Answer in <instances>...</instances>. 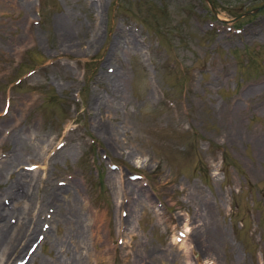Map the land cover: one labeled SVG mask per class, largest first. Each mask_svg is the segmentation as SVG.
Wrapping results in <instances>:
<instances>
[{
  "label": "rangeland",
  "instance_id": "374dc122",
  "mask_svg": "<svg viewBox=\"0 0 264 264\" xmlns=\"http://www.w3.org/2000/svg\"><path fill=\"white\" fill-rule=\"evenodd\" d=\"M12 155L0 264H264V0H0Z\"/></svg>",
  "mask_w": 264,
  "mask_h": 264
},
{
  "label": "bare ground",
  "instance_id": "6f19581e",
  "mask_svg": "<svg viewBox=\"0 0 264 264\" xmlns=\"http://www.w3.org/2000/svg\"><path fill=\"white\" fill-rule=\"evenodd\" d=\"M21 5L23 7H25V9H28L29 8V5H30V0H21ZM61 22H62V30H63V33H64V41H66V44H69V45H79V43H76L75 41V35H74V32H72L73 30V27L75 25V23H73L72 19L66 17V16H63V18H61ZM98 27H95V32L93 34V36L91 37H88L87 38V41L86 44L88 46H91L93 45L97 40H98V36H99V31H98ZM131 38V37H130ZM79 41V40H78ZM133 41V40H132ZM118 42V41H117ZM91 48V47H90ZM129 50V49H128ZM116 85V84H115ZM117 85H120V82L118 83L117 82ZM97 97V96H96ZM98 99V98H97ZM114 102V101H113ZM93 103V102H92ZM14 129V128H13ZM107 133H110V131H108ZM16 137V138H15ZM13 139H17V136H15ZM15 145H16V142H15ZM15 151V150H14ZM16 158V156L12 155L10 156L9 158H5L4 160L0 161V177L2 176L3 172L6 170V169H10L12 164H13V161L14 159ZM20 175H23V173H20ZM28 177V176H27ZM26 181V182H25ZM21 182L25 188H26V191L24 190V193L26 192V194L28 195L29 197V200H32V192L29 191L30 187H32L31 185V181H27L25 178L21 181ZM58 191V190H57ZM11 192V191H10ZM23 193V192H22ZM13 197L18 200L19 197L21 196L19 192H13ZM61 195V194H60ZM26 198V197H25ZM73 196H70L68 198L69 200V205L71 207L72 205V202L74 199ZM59 200V199H58ZM14 202V201H13ZM54 202V201H53ZM75 203V202H74ZM73 203V205H75ZM11 210V209H10ZM74 211L71 212V213H75L74 215V221H75V224L77 225L79 223V218L78 216L80 215V211L77 212L76 209H73ZM15 211V210H14ZM9 212H12V211H9L7 210V208H5V206L1 205L0 204V250L4 253L6 250H8L9 252L12 250L15 251V250H18V248L20 246H22V244L26 241V239L29 237V235L36 229V228H39L37 227L38 225H36V220L34 218H32L31 216H27L26 219H20V221H16L15 220V223H4L5 221V215L8 214ZM21 213V212H19ZM12 216V214H11ZM8 218V217H7ZM18 218V217H17ZM73 229H72V237H74V234L76 231H79V229L77 227H74L72 226ZM42 229V228H41ZM44 230V229H43ZM42 231V230H40ZM40 235V234H39ZM37 236V235H36ZM38 237V236H37ZM37 239V238H36ZM36 241V240H35ZM27 248V253L29 252L28 251V247H25ZM14 253V252H13ZM27 253H25V255H27ZM12 256V255H11ZM9 257V256H8ZM5 259V258H4Z\"/></svg>",
  "mask_w": 264,
  "mask_h": 264
},
{
  "label": "water",
  "instance_id": "95a60500",
  "mask_svg": "<svg viewBox=\"0 0 264 264\" xmlns=\"http://www.w3.org/2000/svg\"><path fill=\"white\" fill-rule=\"evenodd\" d=\"M196 264H206L205 262L199 261Z\"/></svg>",
  "mask_w": 264,
  "mask_h": 264
}]
</instances>
